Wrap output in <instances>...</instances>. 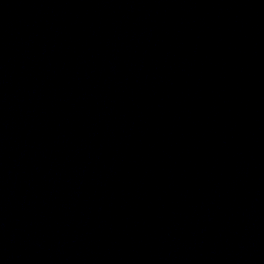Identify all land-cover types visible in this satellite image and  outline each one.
Instances as JSON below:
<instances>
[{
	"label": "water",
	"instance_id": "water-1",
	"mask_svg": "<svg viewBox=\"0 0 264 264\" xmlns=\"http://www.w3.org/2000/svg\"><path fill=\"white\" fill-rule=\"evenodd\" d=\"M0 264H264V0H0Z\"/></svg>",
	"mask_w": 264,
	"mask_h": 264
}]
</instances>
